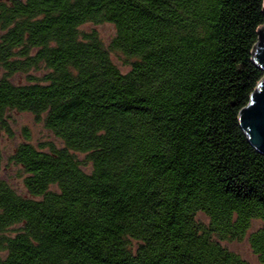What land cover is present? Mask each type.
<instances>
[{"label": "trees", "instance_id": "16d2710c", "mask_svg": "<svg viewBox=\"0 0 264 264\" xmlns=\"http://www.w3.org/2000/svg\"><path fill=\"white\" fill-rule=\"evenodd\" d=\"M263 25L264 0H0V133L25 112L62 145L12 151L0 264H248L222 244L246 235L264 264V154L238 120Z\"/></svg>", "mask_w": 264, "mask_h": 264}, {"label": "rangeland", "instance_id": "374dc122", "mask_svg": "<svg viewBox=\"0 0 264 264\" xmlns=\"http://www.w3.org/2000/svg\"><path fill=\"white\" fill-rule=\"evenodd\" d=\"M83 32H89L94 30L104 46H108L111 39L114 36L115 30L111 24L101 23L93 24L86 23L79 28ZM112 62L118 67L121 72H126L129 68L125 60L122 59L116 53H110ZM2 73L0 68V74ZM35 76V73L32 74ZM25 82V75H18L14 78V81ZM8 125L10 127L12 136H7L4 133H0V150H1V164H0V180L6 182L20 195H25L23 187L24 173L21 168L15 165L10 156L14 148L27 141L32 145L39 147L43 146L46 149L47 145L60 148L61 142L56 139L53 134L46 130L42 121L36 120L31 114L25 112H12L7 118ZM80 160L83 159V155H76ZM87 168L85 167V170ZM257 223H253L252 230L256 229ZM228 250L239 255L248 264H260L256 256L252 253L248 242L247 235L241 241H227L222 243Z\"/></svg>", "mask_w": 264, "mask_h": 264}, {"label": "water", "instance_id": "95a60500", "mask_svg": "<svg viewBox=\"0 0 264 264\" xmlns=\"http://www.w3.org/2000/svg\"><path fill=\"white\" fill-rule=\"evenodd\" d=\"M252 61L264 72V25L258 30V39L252 49ZM238 120L249 144L264 154V77L251 93L248 104L239 111Z\"/></svg>", "mask_w": 264, "mask_h": 264}]
</instances>
